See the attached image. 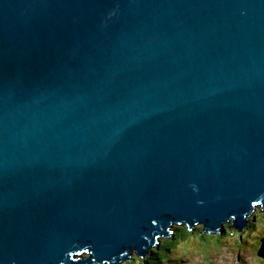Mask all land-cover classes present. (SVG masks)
Wrapping results in <instances>:
<instances>
[{
    "label": "water",
    "instance_id": "1",
    "mask_svg": "<svg viewBox=\"0 0 264 264\" xmlns=\"http://www.w3.org/2000/svg\"><path fill=\"white\" fill-rule=\"evenodd\" d=\"M257 207L264 0H0V264L145 259Z\"/></svg>",
    "mask_w": 264,
    "mask_h": 264
},
{
    "label": "rangeland",
    "instance_id": "2",
    "mask_svg": "<svg viewBox=\"0 0 264 264\" xmlns=\"http://www.w3.org/2000/svg\"><path fill=\"white\" fill-rule=\"evenodd\" d=\"M246 218L249 225L235 233L230 232L231 228L225 233L212 231L202 234V229H199L202 227L201 223H197L198 225L194 226L191 231L184 228L185 233L177 232L175 240L174 238H164V243L167 242L171 245L170 251L165 252L169 258H163L162 261L156 260L157 262L155 261L154 264L225 263L228 258L238 261L239 256L245 250L251 254L255 264H264V257L259 255L264 239V209L256 208ZM233 220L231 219L229 223H233ZM180 226L186 227L184 224ZM174 236L175 229L171 237ZM133 256L132 258L136 261L133 264H146L144 260ZM127 263L129 262H125V264Z\"/></svg>",
    "mask_w": 264,
    "mask_h": 264
},
{
    "label": "trees",
    "instance_id": "3",
    "mask_svg": "<svg viewBox=\"0 0 264 264\" xmlns=\"http://www.w3.org/2000/svg\"><path fill=\"white\" fill-rule=\"evenodd\" d=\"M226 228V231L228 230V229H231V227H230V223H226V226H225ZM188 230L186 227H183V226H178V225H176L175 227H173V229H172V231H174V229H175V237H174V240L176 239V236H177V232H180V231H183V230ZM199 229H202L203 230V226L201 227V228H199ZM226 231H224V233L226 232ZM230 232H233V233H235V231L233 230V229H231L230 230ZM185 233V231H183V233H181V234H184ZM168 238H171V237H168ZM171 241H172V239H170ZM170 244L169 243H164V241H163V239H161V243H160V246H159V248H152L151 250H149V252H148V255H147V258H148V260H147V263H149V264H154L155 263V261L156 260H160V261H162L163 260V258H169V257H167V255L165 254V252H169L170 251ZM136 261L135 260H133V261H129V263H127V264H133V263H135ZM157 262V261H156ZM125 264V263H124Z\"/></svg>",
    "mask_w": 264,
    "mask_h": 264
},
{
    "label": "clouds",
    "instance_id": "4",
    "mask_svg": "<svg viewBox=\"0 0 264 264\" xmlns=\"http://www.w3.org/2000/svg\"><path fill=\"white\" fill-rule=\"evenodd\" d=\"M257 208H259V207H257ZM261 208V207H260ZM261 209H264V208H261ZM255 210V209H254ZM253 210V211H254ZM252 211V212H253ZM251 212V213H252ZM248 216H249V214H248ZM233 219V218H232ZM229 222H231V221H229ZM228 222V223H229ZM232 224V223H231ZM176 225H181V224H174V225H172L171 227H170V234H169V236H161V237H159L158 238V241L154 244V246L152 247V248H154V247H156V248H159V246H160V243H161V239H163L164 240V238H168V237H171V235L173 234V231H172V229H173V227H175ZM196 225H198V224H196ZM195 225V226H196ZM249 225V221H248V224H247V226ZM202 226L204 227V224H202ZM224 226H226V223L224 224ZM246 226V227H247ZM187 227V229H188V226H186ZM226 228V227H225ZM235 232L236 231H238V232H240L239 230H237L236 228H233V227H231ZM189 230V229H188ZM192 230V229H191ZM190 230V231H191ZM224 231H226V229L224 230ZM224 231H221L222 233H224ZM204 233H211V232H208V231H203L202 230V234H204ZM217 233H220V232H217ZM175 237V236H174ZM174 237H171V238H174ZM152 248H150L149 250H151ZM133 255H135V257H138V258H140L141 260H144V262H146V264H149V263H147V260H148V258L146 257L145 259H143L142 257H140L136 252H133L132 254H131V257L128 259V260H123V261H121V262H119L118 264H124L125 262H131V261H133L134 259L132 258V256ZM134 257V256H133ZM106 264H109L108 262H105ZM105 263H101V264H105Z\"/></svg>",
    "mask_w": 264,
    "mask_h": 264
},
{
    "label": "bare ground",
    "instance_id": "5",
    "mask_svg": "<svg viewBox=\"0 0 264 264\" xmlns=\"http://www.w3.org/2000/svg\"><path fill=\"white\" fill-rule=\"evenodd\" d=\"M247 220V218H245ZM217 264H255L251 254L248 251H243L239 256L238 261L233 260V258H228L225 263L219 262Z\"/></svg>",
    "mask_w": 264,
    "mask_h": 264
}]
</instances>
